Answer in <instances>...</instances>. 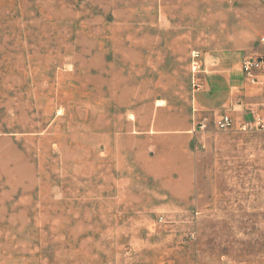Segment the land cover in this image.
Returning <instances> with one entry per match:
<instances>
[{
  "label": "rangeland",
  "instance_id": "rangeland-1",
  "mask_svg": "<svg viewBox=\"0 0 264 264\" xmlns=\"http://www.w3.org/2000/svg\"><path fill=\"white\" fill-rule=\"evenodd\" d=\"M246 3L0 0V264H264V131L194 129L161 58Z\"/></svg>",
  "mask_w": 264,
  "mask_h": 264
},
{
  "label": "crops",
  "instance_id": "crops-1",
  "mask_svg": "<svg viewBox=\"0 0 264 264\" xmlns=\"http://www.w3.org/2000/svg\"><path fill=\"white\" fill-rule=\"evenodd\" d=\"M245 8L248 11V28L243 37L233 36L226 29L219 38L215 36L218 39L207 40V44L205 42L201 45L194 39L191 40L193 43L189 48L186 37L180 36L178 42L182 45L179 47L186 50L184 57L175 56L178 47L174 45L167 44L163 47L164 55L161 58L169 73L177 60H183L184 73L187 76L186 89L191 87L193 92L195 117L204 115L205 120L208 119L207 116L212 120L223 112H230L234 117L240 118L250 115V109L257 108L264 101V90L246 81L241 69L244 55L262 48L260 37L264 35V0H248ZM258 18L262 20V25L254 26L253 23ZM194 50L199 52L200 70L197 73H192L190 66L191 52ZM190 75H196L199 88L193 87ZM157 121L155 118L153 123Z\"/></svg>",
  "mask_w": 264,
  "mask_h": 264
},
{
  "label": "built area",
  "instance_id": "built-area-1",
  "mask_svg": "<svg viewBox=\"0 0 264 264\" xmlns=\"http://www.w3.org/2000/svg\"><path fill=\"white\" fill-rule=\"evenodd\" d=\"M262 48L254 53L244 55L241 62V69L244 78L249 83L264 90V35L260 37ZM199 52H191V71L197 73L200 70L198 60ZM193 87L199 88L198 82L192 79ZM205 118L197 121L195 127L203 130L206 126ZM213 126L219 130L235 129L238 131H264V101H261L257 108L250 109V115L240 118L234 117L230 112H223L212 119ZM194 127V129H195Z\"/></svg>",
  "mask_w": 264,
  "mask_h": 264
},
{
  "label": "bare ground",
  "instance_id": "bare-ground-1",
  "mask_svg": "<svg viewBox=\"0 0 264 264\" xmlns=\"http://www.w3.org/2000/svg\"><path fill=\"white\" fill-rule=\"evenodd\" d=\"M163 22V21H162ZM167 24V23H166ZM163 25V24H162ZM164 26V25H163ZM157 105H161V102L160 103H158Z\"/></svg>",
  "mask_w": 264,
  "mask_h": 264
}]
</instances>
